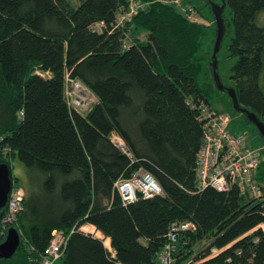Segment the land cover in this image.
Returning a JSON list of instances; mask_svg holds the SVG:
<instances>
[{"label": "trees", "instance_id": "obj_1", "mask_svg": "<svg viewBox=\"0 0 264 264\" xmlns=\"http://www.w3.org/2000/svg\"><path fill=\"white\" fill-rule=\"evenodd\" d=\"M144 1L118 25L128 0H0V156L26 169L24 177L13 174L24 190L13 224L21 244L0 264L39 259L55 230L69 235L57 264H160L171 225L187 221L195 228L182 233L172 264H264V149L259 195L237 186L198 188L204 137L198 105L213 106L220 91L210 65L211 5L187 0L201 15L191 21L172 4ZM227 5L228 52L236 59L228 85L264 120V0ZM68 72L98 98L86 114L68 105ZM230 114L233 130L264 147L246 114L242 120ZM113 132L132 156L111 140ZM138 167L156 177L163 193L125 203L115 182ZM87 224L104 237L85 231ZM213 247L223 250L208 258Z\"/></svg>", "mask_w": 264, "mask_h": 264}, {"label": "built area", "instance_id": "obj_2", "mask_svg": "<svg viewBox=\"0 0 264 264\" xmlns=\"http://www.w3.org/2000/svg\"><path fill=\"white\" fill-rule=\"evenodd\" d=\"M160 1L174 5L188 20L199 21L201 19L198 9L187 0ZM146 5L144 0H128L127 9L117 16V24L123 25ZM39 72L41 73V71ZM64 93L71 109L84 114L90 110L93 91L79 78L72 76L70 72L66 73ZM198 106L201 111L200 120L204 131L203 143L197 154L198 188L212 186L218 190L226 191L237 186L242 194L259 195L260 185L257 172L262 161L261 151L264 147L252 145L251 138L247 133L233 130V118L230 113L220 111L206 102H201ZM111 140L123 152L132 156L121 135L113 132ZM115 187L125 203L137 200L139 195L153 197L163 193L159 181L144 167H138L129 177L118 179L115 182ZM23 197V188L14 186L2 220L3 228L15 222L22 209ZM191 228H195V226L189 221L174 222L171 225L167 234L168 240L159 256L160 264L173 263L174 254L178 250L177 243L183 237L182 233ZM68 238L69 235L63 231L55 230L40 258H30L28 264H57L65 252ZM222 250L223 248L213 247L208 258L218 255ZM227 261H231L230 258Z\"/></svg>", "mask_w": 264, "mask_h": 264}, {"label": "water", "instance_id": "obj_3", "mask_svg": "<svg viewBox=\"0 0 264 264\" xmlns=\"http://www.w3.org/2000/svg\"><path fill=\"white\" fill-rule=\"evenodd\" d=\"M208 2L211 5L216 23V39L211 55L212 60L210 61L211 67L213 69L215 85L218 90L228 94L234 110L247 115L249 123L254 124L258 128L259 133L264 140V120H262L255 111L241 105L236 88L231 85H226L218 71V54L222 47L223 41L230 32L231 28L229 20L224 16L227 0H220V2L208 0ZM13 186L14 179L12 165L8 160L0 156V214L8 208ZM20 244L21 234L19 230L15 226H9L5 240L0 243V258L12 257L18 250Z\"/></svg>", "mask_w": 264, "mask_h": 264}, {"label": "rangeland", "instance_id": "obj_4", "mask_svg": "<svg viewBox=\"0 0 264 264\" xmlns=\"http://www.w3.org/2000/svg\"><path fill=\"white\" fill-rule=\"evenodd\" d=\"M203 1L204 0H197L199 5L203 4ZM215 1L220 2V0H215ZM204 8L207 11L206 13L208 15H211L210 12L208 11V7H204ZM230 10H231L230 7L227 5L226 8H225V12H224V16H225L226 19L231 18ZM205 20H207V19H205ZM259 20H260L261 23L264 24V12L261 13ZM141 35H142V37H145V34H141ZM229 37H230L229 35H227L225 37V39L223 41V44H222V47L220 49V52L218 54V59H219L218 71H219V74L221 75V78H222L223 82L226 85L231 83L230 75L233 72L232 67H233V65H234V63L236 61L235 58H232V57L229 56V52H228V43L230 41ZM209 61H210V53L206 54V58L204 60V74H208V75L212 74V69H211V67L208 64ZM210 65H211V63H210ZM97 101H98V98L96 97L95 94H93L91 96V102H92L91 108H92V106L95 103H97ZM211 101L213 103V107L214 108L219 109V110H225L226 112H230V113L234 114L240 120L244 119V115L241 112L234 111L231 108L230 98H229V96H228V94L226 92H223V91L216 92L214 94V96L212 97ZM10 162H11V165H12L13 174L15 176L24 177V174H25V171H26L24 165L19 160L11 159ZM14 223L15 222H13L12 224L8 225V227L9 226H13ZM4 230L5 229L3 228L2 224H1L0 225V240H1L0 243L3 242L5 240V238H6L7 232H5ZM207 244L208 243H204V245L200 246V248L201 249L204 248ZM194 262L195 261H193L192 264H203L204 260L197 261L195 263Z\"/></svg>", "mask_w": 264, "mask_h": 264}, {"label": "crops", "instance_id": "obj_5", "mask_svg": "<svg viewBox=\"0 0 264 264\" xmlns=\"http://www.w3.org/2000/svg\"><path fill=\"white\" fill-rule=\"evenodd\" d=\"M83 229L85 231H90L98 236H101V237H104V235L101 233V231L97 230L96 227L94 225H90V224H87V225H84L83 226ZM105 244L106 246H108L111 250H113L111 248V243H110V238H105Z\"/></svg>", "mask_w": 264, "mask_h": 264}, {"label": "flooded vegetation", "instance_id": "obj_6", "mask_svg": "<svg viewBox=\"0 0 264 264\" xmlns=\"http://www.w3.org/2000/svg\"><path fill=\"white\" fill-rule=\"evenodd\" d=\"M3 158H5L6 160H8V158L6 157V156H2ZM5 213H6V210H4L3 212H1V214H0V222L3 220V218H4V216H5ZM8 231V228H7V230H6V232ZM7 235V234H6Z\"/></svg>", "mask_w": 264, "mask_h": 264}, {"label": "bare ground", "instance_id": "obj_7", "mask_svg": "<svg viewBox=\"0 0 264 264\" xmlns=\"http://www.w3.org/2000/svg\"><path fill=\"white\" fill-rule=\"evenodd\" d=\"M0 223L3 225V222H2V221H1ZM6 228H8V226H6ZM6 228H5V229H6Z\"/></svg>", "mask_w": 264, "mask_h": 264}]
</instances>
